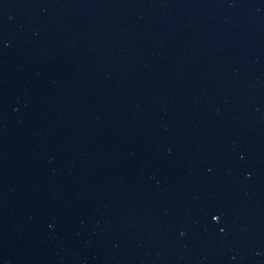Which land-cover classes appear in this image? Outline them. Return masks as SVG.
I'll use <instances>...</instances> for the list:
<instances>
[{
  "label": "water",
  "instance_id": "water-1",
  "mask_svg": "<svg viewBox=\"0 0 264 264\" xmlns=\"http://www.w3.org/2000/svg\"><path fill=\"white\" fill-rule=\"evenodd\" d=\"M0 264H264V0H0Z\"/></svg>",
  "mask_w": 264,
  "mask_h": 264
}]
</instances>
